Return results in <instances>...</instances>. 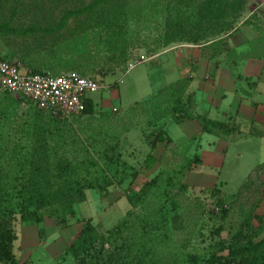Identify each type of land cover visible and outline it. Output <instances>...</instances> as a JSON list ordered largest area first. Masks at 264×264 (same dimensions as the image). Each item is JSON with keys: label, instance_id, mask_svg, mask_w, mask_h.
Segmentation results:
<instances>
[{"label": "rangeland", "instance_id": "374dc122", "mask_svg": "<svg viewBox=\"0 0 264 264\" xmlns=\"http://www.w3.org/2000/svg\"><path fill=\"white\" fill-rule=\"evenodd\" d=\"M237 4L231 28L215 33ZM118 11L125 17L121 33L95 32L101 30L88 17ZM62 19L57 33L14 32ZM0 25L2 57L51 73L64 63L77 73L83 68L102 85L86 93L91 111L69 119L0 92V168L10 181H21L37 123L49 132L53 162L92 159L109 181L102 191L85 189L84 200L73 204L75 218L65 217L63 226L45 215L38 224L19 222L12 200L15 264H69L64 250L83 221L104 236L121 222L120 240L139 264H185L189 253L198 255V264H207L211 253L231 264L221 247L232 242L242 220L250 223L241 242L244 230L253 239L262 235L253 229L259 225L254 215L264 217V167L254 172L264 162V80H257L264 0H0ZM48 47L55 56H47ZM137 53L154 57L126 71L128 56ZM201 64L217 70L195 72ZM205 84L208 92L201 90ZM224 113L212 133L200 131L198 116L223 119ZM158 131L170 140L153 149ZM148 154L155 160L145 168ZM193 157L199 160L191 164ZM25 236L29 244L22 247Z\"/></svg>", "mask_w": 264, "mask_h": 264}, {"label": "trees", "instance_id": "16d2710c", "mask_svg": "<svg viewBox=\"0 0 264 264\" xmlns=\"http://www.w3.org/2000/svg\"><path fill=\"white\" fill-rule=\"evenodd\" d=\"M238 9L231 10L230 22H224L220 25L215 33H222L231 28L232 21L238 15L240 5L237 4ZM220 9L216 10L218 14ZM114 12L110 15L102 17L101 14L88 17L94 18V25L98 27L101 32L106 33L108 36L114 33H121V21L125 20L124 13ZM121 15V16H120ZM235 17V18H234ZM65 20L62 19L59 24L55 26H46L35 28L28 26L14 32L19 33H57L60 27H63ZM0 25V31L3 29ZM115 34V35H116ZM115 35L113 37H115ZM117 36V35H116ZM116 39V38H115ZM47 56H55L53 48H46ZM121 63L125 60L124 51L119 52ZM1 58H4L0 55ZM129 58V56H128ZM6 59V58H4ZM128 60V59H127ZM264 63V56L262 57ZM68 64L60 65V69L51 73L42 69H29L32 72L49 73L52 75L59 74L61 71H75L73 69H65ZM73 68H80L79 66H72ZM76 72V71H75ZM87 71L80 68V76H84ZM87 77V76H84ZM90 78V77H88ZM93 79V78H92ZM95 80V79H94ZM9 94L7 92H3ZM23 100L21 97H19ZM91 100L86 97L84 100V108L81 114H86L91 111ZM38 109V108H37ZM39 110V109H38ZM175 108L172 109L173 120L175 123L181 121V117ZM197 120L201 125V131L212 133V128L221 124L217 121H212L204 116H198ZM264 130V123H263ZM49 132L41 125L33 123L30 131V147L25 158L26 164L24 173L19 177L21 181H10L6 175L7 170L4 172L0 168V262L7 264H15L16 258L12 250L13 241L16 238L13 231L12 222L14 219L15 209L11 204L12 200L16 202L17 214L19 222H32L38 224L41 221V215L52 219L54 225L63 226L65 217L75 218L73 204L84 200V190L96 187L102 191L109 183L105 177V173L100 166L92 159L85 162H70L63 161L66 165H61L59 162H53L52 151L48 149L47 134ZM168 139L165 132L158 131L154 134L150 143L151 148L158 142H163ZM154 158L148 154L143 159V166L150 168L154 162ZM199 158L193 157L190 163H195ZM53 162V163H52ZM56 166V170L52 167ZM264 167V162L256 165L254 172ZM4 172V174H3ZM245 181L240 185V188L245 187ZM13 191L14 195H11ZM238 192V191H237ZM236 192V194H238ZM255 220L258 222V227L253 230H261L262 235L259 238L253 239L250 235H246V225L249 228V223L242 220L240 228L236 235L233 236L231 243L225 247L229 258L225 261H232L231 264H264V217L262 215H254ZM120 223H117L107 235L104 236L93 227L88 221H83L79 231L66 246L65 252L71 257L69 264H139V260H133L132 249L121 238ZM245 228L242 235L246 239L242 242L238 239L241 236V229ZM225 257L219 256L216 253H211L207 258L203 259L207 264H222L221 261ZM200 258L198 255L189 253L186 255L185 264H198Z\"/></svg>", "mask_w": 264, "mask_h": 264}, {"label": "built area", "instance_id": "2783aa9c", "mask_svg": "<svg viewBox=\"0 0 264 264\" xmlns=\"http://www.w3.org/2000/svg\"><path fill=\"white\" fill-rule=\"evenodd\" d=\"M152 53L133 54L125 64L126 71L151 60ZM102 88L96 80L75 71L59 74L32 72L17 62L0 57V92L18 94L24 101L53 118L69 119L83 111L87 92Z\"/></svg>", "mask_w": 264, "mask_h": 264}, {"label": "crops", "instance_id": "0c3cea01", "mask_svg": "<svg viewBox=\"0 0 264 264\" xmlns=\"http://www.w3.org/2000/svg\"><path fill=\"white\" fill-rule=\"evenodd\" d=\"M243 35L241 34L240 35V37H242ZM259 43V45L261 44V42L260 41H258ZM260 47H261V45H260ZM264 56V45L262 46V52H261V56H258V57H260V60H261V66H260V70H259V72H258V76H257V80H259V79H262V80H264V63H263V60H262V57ZM202 66H204V67H199V68H197V70H195V72L196 71H198L200 68H204V69H207V68H214V70H217V67H212V66H210V64L208 65V66H205L204 64H201ZM210 66V67H209ZM204 71H206V70H204ZM194 75H195V73H194ZM196 76V75H195ZM249 85H250V87L251 88H255L256 87V81H250L249 83H248ZM200 87V86H199ZM201 90H203V91H206V92H208L209 91V85H207V84H205V85H202L201 86ZM200 90V91H201ZM203 91H201V92H203ZM235 91V90H234ZM245 93H248V91H246ZM249 93H251V92H249ZM248 93V95H250ZM208 94V93H207ZM256 104V103H255ZM193 107H195V106H193ZM42 113H44V114H46V115H48L49 117H51L48 113H46V112H44V111H42V110H40ZM201 116V115H200ZM203 116V115H202ZM225 116V113H224V115H223V119H211V118H209V117H207L206 115H204V117L205 118H207V119H209V120H212V121H224L225 120V118L226 117H224ZM53 118V117H52ZM230 120V119H229ZM260 123H261V127H260V130H261V128H262V130H263V123H264V112H263V116H262V119L260 120ZM199 129H200V131H201V128L199 127ZM201 132H203V131H201ZM254 131H252L251 133H253ZM256 132V131H255ZM263 132H264V130H263ZM207 133V132H206ZM168 137V136H167ZM169 138V137H168ZM169 140H170V138H169ZM164 142V141H163ZM160 143H162V142H158V143H156L155 144V146L153 147V149H156L157 148V146L156 145H160ZM153 156V155H152ZM153 158H154V156H153ZM79 229H80V227H79ZM79 229L77 230V231H79ZM22 239V241H23V246L22 247H24V245L25 246H27L28 244H29V242H28V239H27V237L25 236V237H22L21 238Z\"/></svg>", "mask_w": 264, "mask_h": 264}]
</instances>
